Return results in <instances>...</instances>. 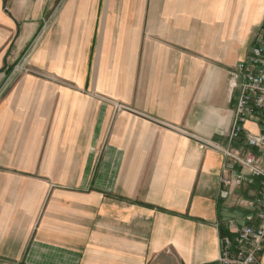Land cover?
<instances>
[{
  "label": "crops",
  "instance_id": "crops-1",
  "mask_svg": "<svg viewBox=\"0 0 264 264\" xmlns=\"http://www.w3.org/2000/svg\"><path fill=\"white\" fill-rule=\"evenodd\" d=\"M263 25L264 0H0V264H220L249 212L206 142Z\"/></svg>",
  "mask_w": 264,
  "mask_h": 264
},
{
  "label": "built area",
  "instance_id": "built-area-1",
  "mask_svg": "<svg viewBox=\"0 0 264 264\" xmlns=\"http://www.w3.org/2000/svg\"><path fill=\"white\" fill-rule=\"evenodd\" d=\"M239 79L232 123L223 140L206 144L222 157L220 183L234 206L248 210V222L221 237L220 264H263L264 252V25L244 59L235 67ZM246 184L255 191L240 195ZM238 194V195H237Z\"/></svg>",
  "mask_w": 264,
  "mask_h": 264
},
{
  "label": "trees",
  "instance_id": "trees-1",
  "mask_svg": "<svg viewBox=\"0 0 264 264\" xmlns=\"http://www.w3.org/2000/svg\"><path fill=\"white\" fill-rule=\"evenodd\" d=\"M225 234H229V230L227 228H225V227L222 226L221 227V235L223 236Z\"/></svg>",
  "mask_w": 264,
  "mask_h": 264
}]
</instances>
